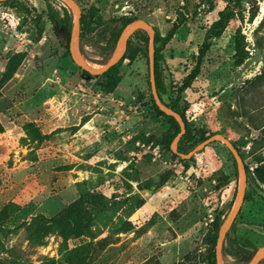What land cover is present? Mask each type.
<instances>
[{"label": "rangeland", "instance_id": "1", "mask_svg": "<svg viewBox=\"0 0 264 264\" xmlns=\"http://www.w3.org/2000/svg\"><path fill=\"white\" fill-rule=\"evenodd\" d=\"M75 1L82 13L91 6L98 9V25L80 37L79 47L83 60L99 67L112 51L107 48L110 32L119 29L111 18L135 16L161 37L175 30L158 58L165 100L176 95L199 46L207 41L210 63L181 94L180 107L195 140L206 133L221 134L236 145L248 168L243 203L222 245L235 251L224 256L221 249L223 264H247L264 246V167L256 164L257 151L249 143L252 131L248 138L242 136L245 119L238 115L264 103V85L259 87L262 95L245 92V81L262 67L253 31L264 15V0H235L233 17L219 37L212 33L224 10L222 0ZM19 3L21 11L0 5V77L10 53H26L0 89V210L9 203L18 208L0 222V264L58 261L74 246L101 239L105 246L95 264H143L150 259L205 264L199 261L204 233L215 215L222 225L239 193L231 153L218 141L188 162L174 158L172 142L169 149L161 144L168 123L149 104L147 58L139 52L134 61H123L120 83L105 94L99 88L101 78L85 77L72 62L64 47L66 31L47 19V4L59 15L67 8L74 19L71 6L64 0ZM257 36L264 37V25ZM132 44L140 48L139 36L132 37ZM235 44L245 54L240 63ZM90 118L94 126L86 129L92 133L84 136L79 130ZM168 170L173 173L168 180L152 188ZM146 182L151 187L144 189ZM89 192L101 194L103 207L89 208L91 220L83 236L46 231L59 209ZM125 224L133 231H125Z\"/></svg>", "mask_w": 264, "mask_h": 264}, {"label": "trees", "instance_id": "2", "mask_svg": "<svg viewBox=\"0 0 264 264\" xmlns=\"http://www.w3.org/2000/svg\"><path fill=\"white\" fill-rule=\"evenodd\" d=\"M225 2L224 10L220 12L215 20L213 26L214 31L212 33L213 37H219L221 35L222 30L226 26V24L232 19L233 17V10L234 7L233 2L235 0H222ZM20 0H8L1 2L0 5L10 6L13 10L21 11V5L19 3ZM26 13H29L28 10H25ZM98 12V9L94 6H91L86 13H82L80 18V37L84 36L85 34L91 33L96 29L98 22L95 21V16ZM47 19L55 24L58 25L61 29L66 31V38L64 40V47L66 50H69V34L72 27L73 17L71 12L67 8H63V12L61 15L53 8L50 4H47V12H46ZM253 16V15H252ZM136 19L135 16H121L119 18H111V23H118L119 29L118 31L110 32V37L107 42V48L110 51L113 48V44L115 43L119 32L130 22ZM39 21L40 16H35V26L38 30V35L41 32V28H39ZM100 25V23H99ZM264 25V15L258 22L256 28L253 31V36L255 37L254 44L255 46L262 51V67L259 73L255 74L252 78L245 81L248 85L245 92L246 94H250L253 96L255 93L260 92L262 95L263 91H259V87L264 85V37L257 36L258 31ZM174 29H171L167 32V34L163 37L159 36L158 33L155 32L154 35V78H155V85L158 96L162 103L170 108L171 110L177 112L184 121L185 124V133L181 136L178 143V150L186 154L193 149L197 144L208 138L209 136L215 133H206V135L200 136L198 139L195 140L193 131L188 127L183 110L180 107V100L182 98L181 94L187 90L191 84L195 81V79L201 75L202 69L206 64L210 63V60L206 56L208 52V44L205 40L201 46L198 48V55L195 57L194 66L189 74L183 80V83L177 89L175 96H169L168 100L163 98V95L167 93V87L164 83L163 71L159 65L158 58L160 56V51L163 47L170 41V39L174 35ZM139 36V40L141 43L140 48L136 45L132 44V37ZM262 39V40H261ZM147 44H148V35L143 30L135 31L130 38L127 40V45L124 53L118 60V62L113 65L108 71L101 75H90L85 73V77L87 78H96L99 77L102 79V82L99 84V88L105 94H112L116 86L120 83L121 76L119 73V67L123 63V61H127L130 63L134 61L137 54L141 52L143 57L147 58ZM235 58L237 62L240 63L244 58L245 54L243 53V49L235 44ZM70 55V54H69ZM26 57V53H10L7 57V62L5 64V69L0 77V89L13 77L16 73L19 66L22 64L23 60ZM149 85V80L147 81ZM2 101V96L0 92V103ZM149 104L151 108L157 113L159 116L163 117L167 123L168 128L165 132H162V139L161 144L169 149V144L173 141V139L178 135L180 128L177 122L173 119V117L165 115L161 112L157 106L155 105L152 96L150 95ZM1 105V104H0ZM254 105V104H252ZM264 105V103L260 104ZM259 105V106H260ZM258 105L251 106L249 110L243 111L242 114L238 115L240 119H245L243 123L244 133H242L243 137H249L250 131L255 129L254 126V111L255 107ZM1 113V110H0ZM262 122V123H261ZM257 129H259L262 125H264V120L260 121V124ZM2 131V127L0 126V132ZM218 142V141H215ZM249 143L251 144V148L255 152L258 151L260 148L264 147V139L261 136L258 138H250ZM234 145V144H233ZM238 151L236 145H234ZM193 147V148H192ZM240 157L242 158L241 153L238 151ZM255 162L257 165L264 167V155L261 153H255ZM174 158H178L180 162L185 163L190 161L186 159H181L178 155L172 154ZM246 173L248 172V168L245 167ZM173 173L171 171H165L164 173L158 176V181L155 182L152 188L161 187L168 178ZM137 180V179H136ZM151 187L149 182L145 183V188ZM102 196L101 194H97L95 192H89L84 195L79 196L75 200L71 201L70 203L64 205L61 209H59L49 220L50 224L46 228L48 231L51 228H55L62 232L66 236H70L72 238H80L86 232L88 227V223L91 220V215L89 212L90 207H94L96 209H101L103 207V202L101 201ZM18 208L15 207L14 204H7L0 210V222L7 219L10 213H14L17 211ZM221 225V220L218 215H215L214 219L209 225L208 230L204 233L202 238V243L204 245V252L202 257L199 259L200 262L205 264H215V242L217 238L218 229ZM233 225V224H232ZM134 227L131 224H125V231H133ZM105 246V239H101L94 244L92 243H81L74 246L71 250L66 251L58 261H48L44 264H95L99 256L101 255ZM234 248H226L222 247V254L224 256L232 255ZM237 251V250H236ZM238 253V252H236ZM264 261L261 260L259 264ZM143 264H159V262L155 259H150Z\"/></svg>", "mask_w": 264, "mask_h": 264}, {"label": "water", "instance_id": "3", "mask_svg": "<svg viewBox=\"0 0 264 264\" xmlns=\"http://www.w3.org/2000/svg\"><path fill=\"white\" fill-rule=\"evenodd\" d=\"M8 1V0H0L1 2ZM67 2L73 11L74 19L72 22V27L69 34V54L72 62L76 64L80 69L85 71L86 73L90 75H101L108 71L113 65H115L122 54L124 53L127 45V40L130 38V36L137 30H143L148 35V44H147V62H148V80H149V87L151 96L153 98V101L157 108L163 112L165 115L173 117V119L177 122L179 125L180 131L178 135L173 139L171 143V149L175 154H177L181 159H189L193 154L200 151L202 148H204L207 144L215 141H219L228 149V151L231 153L232 157L234 158L237 172L239 175V193L237 200L231 209L230 213L228 214L225 221L222 223V225L218 229L217 238L215 242V264H223L221 259V249L223 245V240L226 235V233L231 228L240 208L244 200L245 196V190H246V184H247V176L246 171L243 165V161L235 148V146L224 136H222L219 133H215L199 144H197L190 152L186 154H179L177 151V143L181 136L185 133V124L181 116L171 110L170 108L166 107L162 101L160 100L156 85H155V78H154V29L150 24H148L144 20H134L130 22L128 25H126L121 33L118 35L115 43L113 44V48L111 51V54L109 58L106 60L104 64H102L98 69H93L89 67L86 62L83 60L80 52L79 47V39H80V18L82 15V12L80 10L79 5L75 0H64ZM264 259V246L258 248L249 262L247 264H259L261 260Z\"/></svg>", "mask_w": 264, "mask_h": 264}, {"label": "crops", "instance_id": "4", "mask_svg": "<svg viewBox=\"0 0 264 264\" xmlns=\"http://www.w3.org/2000/svg\"><path fill=\"white\" fill-rule=\"evenodd\" d=\"M253 115H254V124H255L254 128L255 129L251 130L252 131V137L256 139V138H258V136H261L264 139V125H262L259 129H257V127L259 126L258 124H260V121L264 120V105H260V106L255 107V111H254ZM93 122H94L93 118H90L87 121H85L79 130L80 134L84 133L83 134L84 136H85V133L91 134L92 132L87 131L86 128L94 126ZM84 144H87V142H84L83 145ZM257 152L264 155V147L260 148Z\"/></svg>", "mask_w": 264, "mask_h": 264}, {"label": "built area", "instance_id": "5", "mask_svg": "<svg viewBox=\"0 0 264 264\" xmlns=\"http://www.w3.org/2000/svg\"><path fill=\"white\" fill-rule=\"evenodd\" d=\"M15 37H16V39H17V41L19 42V43H23L24 42V39L19 35V34H15Z\"/></svg>", "mask_w": 264, "mask_h": 264}, {"label": "bare ground", "instance_id": "6", "mask_svg": "<svg viewBox=\"0 0 264 264\" xmlns=\"http://www.w3.org/2000/svg\"><path fill=\"white\" fill-rule=\"evenodd\" d=\"M86 64H87L89 67L93 68V69H98V68H99V66H97V65L94 64V63L86 62Z\"/></svg>", "mask_w": 264, "mask_h": 264}]
</instances>
